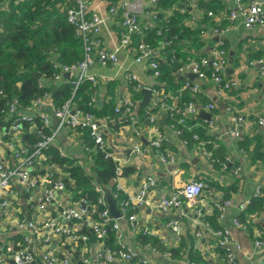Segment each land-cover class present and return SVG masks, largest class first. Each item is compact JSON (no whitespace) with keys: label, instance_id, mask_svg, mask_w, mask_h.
Wrapping results in <instances>:
<instances>
[{"label":"crops","instance_id":"1","mask_svg":"<svg viewBox=\"0 0 264 264\" xmlns=\"http://www.w3.org/2000/svg\"><path fill=\"white\" fill-rule=\"evenodd\" d=\"M209 1L210 10L214 12V15H209L207 11L208 22L201 24L205 40L202 52L204 55H209L212 47L220 40L223 41L226 46L228 62L233 54L232 71L226 70V77H237L239 82L231 89L218 93L217 87L212 81L203 80L201 81V92L206 100L213 101L215 104V107L208 111L214 120V126L209 128V133L214 135L215 144L217 143L218 148L220 147L219 154L224 156L222 160H225L226 157L231 159L229 162L231 168L224 169L223 166L212 164L210 158L204 156L203 149L198 147L196 142L190 146L184 144L182 138L168 126L164 129L166 148L174 153V163L162 162L155 149L150 146L149 126L140 123L127 124L121 117L112 120L101 118L100 121L108 146L114 155L124 159V165L135 169L130 175L120 179L125 194L135 196L141 183L148 175L155 178L154 184L146 193L145 202L139 206L136 215L137 220L146 225L152 235L166 246L163 251L176 246L180 242V237L190 236L194 243L193 248L202 253L201 257L208 264L226 263L219 237L202 224L206 220L205 215H213L215 210L213 200L222 190L219 187H224L228 190L226 197L232 199L233 205L223 217L219 218V227L230 228L233 238L241 245L238 252L239 264H264V254H259L256 251L253 242L256 236L264 234V213L261 215L252 214L251 217H248L250 220L248 226L244 223L241 226L234 225V219L244 211L242 204L250 202L255 197L258 186L264 188V125L258 123V117L264 115V24L247 26L241 18H230V11L236 7L235 0ZM246 1L259 2L264 9V0ZM92 6L101 14L108 15L107 0H93ZM192 12L190 22L195 27L205 12L200 7L192 8ZM117 20H107L102 30V36L104 43L109 48H118V64L113 66L94 65L89 69L91 73L98 76L101 85H103L99 91L100 96L106 92L108 81L118 79L121 82L116 90V105L118 101L122 102L128 93L132 94L128 88L129 82L124 78L126 70L136 71L144 86L150 87L155 82L146 64L134 62L133 48L119 47L120 23ZM141 21L144 26H150L153 23L147 15H142ZM215 28H227V30L224 33H218ZM69 79L70 76L66 74L59 81L67 82ZM143 97L142 93V97L137 100L138 105H141L140 101ZM153 101L152 92L149 105H152ZM29 110L28 113L33 114L45 112L44 108L36 105H33ZM47 112L51 114L53 108L51 107ZM52 120L54 122V118ZM235 128L240 132L238 137L230 135V131ZM32 129L30 128V131ZM244 137L245 142H241ZM135 142L142 144L146 151L144 155H139L133 150ZM51 145L64 156L76 160V163L87 172L90 171L91 163L86 153L85 139L79 130L69 127L62 128L55 135ZM32 147L33 144L26 138L25 131L13 130L12 126L0 127L1 163L9 167L17 165L16 150H28ZM31 175L37 180L36 187L28 189L22 186L18 179H12L11 191L8 195L10 205L6 209H0V250L5 264H12L10 260L12 253L8 251V247L13 248L14 237L19 232L18 221L21 214L24 215L26 222L31 224L28 230L32 237L31 245L35 244L39 252L45 250L46 245L55 255L62 254L73 259L76 256H79V259L89 258L90 264H98L94 259L101 251L103 244L97 238L88 237L83 231L85 228L90 230L92 218L86 217L80 222L73 221L72 225L68 224L65 218H58L60 210L71 204L65 191L55 190L54 198L45 208L38 206L45 189L49 185L54 186L55 183L67 176L65 170L47 163L46 158L43 157L31 169ZM201 177L209 179V187L204 191L197 205L186 201L182 207H172L168 212H163L158 208L156 204L161 196L171 195L184 183ZM107 192L109 191L104 190V195ZM201 205L204 208L203 215L196 211L197 207ZM53 219H55V225L49 224ZM176 219L181 225L179 230L168 225L171 220ZM122 225L128 246L138 250L140 254L147 255L150 252L148 246L141 243L134 232H130L126 219H122ZM54 226L72 227L75 232H80L81 242L80 237L77 239L67 233L55 232ZM197 231H202V235L197 236ZM46 236L48 238L44 241ZM49 236L51 237L49 238ZM3 245L8 246L7 251L2 249ZM152 258L156 261H164L166 264H190L187 258L172 257L168 259L159 254L153 255ZM113 264L140 263L117 260Z\"/></svg>","mask_w":264,"mask_h":264},{"label":"trees","instance_id":"2","mask_svg":"<svg viewBox=\"0 0 264 264\" xmlns=\"http://www.w3.org/2000/svg\"><path fill=\"white\" fill-rule=\"evenodd\" d=\"M68 3V0H22L19 2L11 0L6 4L3 0H0V127L12 126L15 116L10 114L9 109L13 102L16 101L18 113H28L35 101L44 95L50 96L53 109L60 108L66 101H69L72 106L85 111H93L99 119L112 120L116 117L122 119V114L115 111L116 90L121 84L118 79L108 81L106 92L102 96L99 95V91L103 86L100 81L94 84L90 80H83L76 86L69 81L54 80V76L58 72L55 67L56 61L72 63L83 58L84 55V41L76 34L74 26L67 19L66 11L63 10V7ZM209 3V0L198 1V7L205 14L203 13L201 16L203 19L200 18L198 24L194 27L190 22L193 15L192 8L187 5V0H158L157 9L161 8L163 12L157 10L158 20L156 24L144 28L143 32L139 34L133 35L130 47L135 48L138 43L146 42L154 49L164 52L161 56H156L160 74L154 82V86L158 91L154 96V101L166 96V102H175L178 107L171 113L160 110L157 106L138 105L137 123L149 126L151 124V113H158L159 115L165 113L166 121L164 125H160V128L164 131L165 127L175 124L181 130L180 137L187 139L189 146L196 142L197 146L200 147L199 141L194 140L192 137L194 133L199 134L206 142L205 148L212 153L210 158L212 161V158L222 159L224 156L219 154L220 147L218 148L219 145L215 144L214 135L209 133L207 121L199 116L191 117L182 112L188 102H197L199 107L203 109L206 104L212 101L206 100L201 92L202 89L194 91L190 86H187L186 81L192 82L193 80L179 72L181 63L187 56L200 57L204 55L202 51L204 50L205 40L202 35L201 24L208 22L209 18L206 17V13L210 10ZM159 31L162 33L159 34ZM174 36L177 37V40H175V57H173L172 46L162 48L164 41ZM222 46L226 48L225 44ZM149 71L152 74L153 70L149 69ZM37 74H40V76ZM40 80L43 84H40ZM128 88L136 100L142 97V90L136 88L135 82H129ZM93 96H97V102L92 101ZM33 115L34 121L23 123L20 129L26 132V138L33 144L32 148L26 150L27 155L32 152L35 144L40 140L37 134L38 130H42L45 134H52L53 131L51 127L44 125L43 119L38 114ZM182 117L185 119V125L178 122ZM197 123H199L198 126H196ZM81 132L85 139V146L88 147L86 153L91 163L89 172L77 164L76 160L61 154L51 144L45 149L44 158H46L47 163L54 164L67 173L63 181L65 183L64 191L68 194L70 203L74 204L86 198L89 201V207L95 209V212L91 214L92 217L98 220V212L108 206L105 198L102 201L99 200L104 190L111 193V196L120 207L121 201L128 200V195L119 189L117 185L118 175L116 169L119 164L118 160L97 148L89 136L88 130H81ZM241 142H245V137ZM163 145L165 148L167 147L166 139ZM107 151L112 152L110 148ZM212 163L222 167L216 161H212ZM230 168L231 166L227 163V169ZM134 171L133 167L123 165L121 176L130 175ZM206 179L209 187V179L207 177ZM219 188L222 189L221 191L224 192L226 197L228 190L224 187ZM115 194H117L116 197ZM138 209V204L128 202L127 211L124 212L125 217H129L133 213L136 214ZM214 209L213 215L205 216L214 228H218L220 211ZM263 213L264 188H262L260 195L255 196L250 201L248 207L238 216V219L242 224L248 226L250 225L248 217H251L252 214L261 215ZM20 219H25L23 214H21ZM136 222L139 226L134 233L141 243L147 246L154 245L161 251L165 250L166 246L160 243L152 234L145 233L144 225L139 220L136 219ZM107 228H110L109 225ZM83 231L86 232L88 237L98 239L92 228L89 231L85 228ZM76 233L80 235V232ZM103 241L106 246L115 248V233L109 229ZM179 241L176 246L168 249L171 257L187 258L195 264H208L201 257L202 253L195 251L193 248L194 243L190 236L187 238L180 237ZM23 246H26L24 234L17 233L14 237L13 249L19 250ZM7 247V245H3V250L7 251ZM56 256L61 260L65 258V255L62 254ZM78 257L74 258L76 263Z\"/></svg>","mask_w":264,"mask_h":264},{"label":"built area","instance_id":"3","mask_svg":"<svg viewBox=\"0 0 264 264\" xmlns=\"http://www.w3.org/2000/svg\"><path fill=\"white\" fill-rule=\"evenodd\" d=\"M8 4L11 0H3ZM16 2L22 0H15ZM69 3L63 7L66 11L68 21L74 26L75 32L84 41V55L83 58L76 60L72 63H60L55 62V67L58 69L57 74L54 76V80L59 81L64 75L68 74L70 76L69 82L78 85L83 80H90L94 84H97L100 80L98 76L89 71L91 66H113L118 64L119 55L118 48L111 49L105 43L102 36V30L107 20L114 19L120 23L121 32L119 33V47H130L132 43V36L143 32L144 28L150 27L156 24L158 20L157 3L158 0H117L108 2L107 12L108 15L105 16L97 11L93 6V0H68ZM199 0H187V5L190 8H198ZM236 7L230 11V18H241L247 26H253L255 24H264V9L259 2H248L246 0H235ZM209 15H214L212 10L208 11ZM147 15L153 21L152 25L144 26L141 21V16ZM227 28H215L218 33H224ZM204 32V31H202ZM162 32L159 31V34ZM177 37L166 39L162 48L172 46L173 57H175ZM223 41H219L215 44L209 55H203L200 57L187 56L185 60L181 63L179 68L180 73L192 72L195 74V79L193 81H186V85L190 86L192 90L198 91L201 89V81L210 80L217 87L218 93H223L228 89H231L238 84L239 79L237 77H226V70L228 67V61L226 57V49L222 46ZM134 49V62L140 64H146L149 69L153 70L152 77L156 80L157 76L160 74L159 66L156 60V56H161L164 52L161 50L154 49L149 43L140 42ZM124 78L128 82H135L136 88L143 89V82L140 80L139 75L136 71L128 69L124 73ZM43 84L42 80L39 81ZM152 90L155 96L158 91L154 85L148 87ZM166 96H162L157 100L153 101L152 105L149 107L157 106L160 110H165L173 113L178 107L174 103H169L165 101ZM93 102H97V96H93ZM34 105L45 108L47 106L53 105V102L49 95H44L38 98ZM138 101L133 97L132 94L128 93L122 102H117L115 105V111L122 114V120L124 123H137ZM215 107L214 102H210L203 107L204 110H212ZM202 108L199 107L197 102H188L182 109V112L188 116L195 117L199 114ZM10 114H13L14 119L12 123L13 130L19 131L25 122H33L34 115L32 113H18V107L16 101L13 102L9 109ZM38 115L43 119L44 125L51 127L53 129L52 134H45L42 130H38L37 134L40 140L35 144L34 149L30 154H26L25 149L16 150L15 156L18 159V164L9 167L0 162V209H6L10 205L8 195L11 191V180L16 178L19 183L28 188L36 187L37 180L32 177L31 169L34 168L39 159L44 157L45 149L54 140L55 135L64 127H69L74 130H88L89 136L94 142L95 146L106 152L107 155H112L119 164L116 169L118 175V188L124 191V187L120 181L122 178V166L124 165V159H120L114 155L113 152H108V142L103 130V125L100 119L94 114L93 111H85L78 107L72 106L69 101H66L60 108H54L53 112L50 114L47 111H41ZM162 115L158 113L150 114L151 124L148 127V140L151 147H153L162 162L174 163L175 155L168 148L163 145L166 139V133L160 128L158 123L159 118ZM54 118V122L52 120ZM208 124V128L214 126V120L205 119ZM179 123L185 125L184 117L178 120ZM258 123L264 125V115L258 117ZM193 126V125H192ZM170 128L180 136L181 130L171 124ZM230 135L233 137H238L240 132L237 128L230 131ZM194 140L199 141L200 148L203 149V154L208 159L212 157L211 151L205 148V140H203L199 134L194 133L192 135ZM184 144H188L187 139L182 138ZM87 150L88 147L85 146ZM133 150H135L139 155H144L146 153L144 147L141 143L135 142L133 145ZM212 161L220 163L223 168H227V163L231 162L229 157L225 160L221 158H212ZM213 164V163H212ZM54 165V164H51ZM55 166V165H54ZM155 178L148 175L146 179L141 183L140 188L134 195H129L128 200L121 201V217H113L109 213L108 206L104 207L98 212L99 219L92 217V213L95 212L94 208L89 207V201L83 198L80 202L70 204L63 207L58 215V218H65L66 220L82 221L86 217H91L90 227L97 234L98 240L103 244L101 251L98 253L95 262L98 264H113L117 260H125L138 262L140 264H166L164 261H156L152 258L153 255L159 254L164 258H172L170 251H161L154 245H148L150 254H140L138 250L132 249L128 246L126 242V233L122 225V219H126L129 225L130 232H135L139 224H137V215L135 213L130 214L129 217H125L124 212L127 211L128 202H133L141 206L146 200V193L150 187L154 184ZM50 186V185H49ZM45 189V193L40 197L38 206L40 208H45L51 200L54 198L55 190H65V183L59 180L54 186H50ZM208 183L206 177H201L198 179H192L184 183L178 190L173 192L171 195H163L157 202V206L163 212H168L170 208L177 207L180 208L184 203L190 202L196 205L200 201V197L203 195L204 191L207 189ZM262 193V186H258L255 192V196ZM218 195L213 200V207L220 211V218L224 216L227 210L233 205L231 198H226L224 193L219 191ZM117 194H115V197ZM105 198L104 193L99 197L102 201ZM106 199V198H105ZM250 202L242 204V210H245ZM197 213L200 215L204 214V208L198 206L196 209ZM55 219L49 224H54ZM203 226L211 230L216 236L219 237V243L224 249V254L227 264H239L238 252L241 245L235 241L232 235V231L227 227L214 228L212 223L208 220L202 222ZM241 221L238 218L234 219V225L241 226ZM30 223L26 222L25 219H20L18 221V233H23L26 246H23L19 250H14L12 247H8V251L11 252L12 259H14L16 264H78L73 258H63L61 260L58 258L51 250L45 245V250L41 253L38 251L37 247L31 245L32 237L29 234ZM109 225L110 228H107ZM169 226L175 227L176 229H181V225L178 220H171L168 223ZM109 229L115 233V248L111 246H106L104 244L103 238L109 232ZM54 231L58 233H67L72 235L74 238L80 237L72 227L67 226H54ZM144 232L152 234L150 229L144 225ZM197 236L202 235V231L196 232ZM52 236V234H51ZM49 236V238L51 237ZM47 236L44 237V241L47 240ZM254 247L259 254H264V234L258 235L254 239ZM3 249V248H2ZM0 250V264H5L4 258L1 255ZM82 261L85 264H90L91 260L89 258H84ZM190 264H195L188 260Z\"/></svg>","mask_w":264,"mask_h":264},{"label":"water","instance_id":"4","mask_svg":"<svg viewBox=\"0 0 264 264\" xmlns=\"http://www.w3.org/2000/svg\"><path fill=\"white\" fill-rule=\"evenodd\" d=\"M162 9H159V12H161ZM232 63H233V54H231L230 58H229V62H228V68L227 71L231 72L232 71ZM38 76H40V74H37ZM186 77H188L189 79H194L195 78V74L192 72H188L184 74ZM142 93L144 95L143 99L140 101V104H144V105H149L151 98H152V90L148 87H144L142 89ZM51 106H47L44 108L45 111L50 110ZM199 117H203L205 119H211L212 118V114L210 112H208L207 110L201 109L199 114ZM166 121V114L164 113L161 118H159L158 123L160 125H164ZM50 187V186H49ZM105 198L106 201L108 203V209H109V213L111 216L113 217H121L122 213L121 210L119 208V206L117 205L116 200L111 196L110 192H107L105 194ZM177 220V219H176ZM68 224L72 225L73 224V220H67ZM12 264H16L14 259H10ZM78 264H85L82 259H78Z\"/></svg>","mask_w":264,"mask_h":264}]
</instances>
